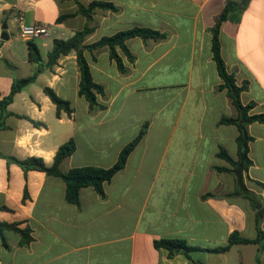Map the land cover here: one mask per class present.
<instances>
[{
	"label": "crops",
	"instance_id": "crops-1",
	"mask_svg": "<svg viewBox=\"0 0 264 264\" xmlns=\"http://www.w3.org/2000/svg\"><path fill=\"white\" fill-rule=\"evenodd\" d=\"M91 1L110 2L117 10L95 8L90 19L77 13L78 4ZM231 1L247 4L240 15L222 22L221 56L237 85L248 82L241 103H255L250 114L264 113V0ZM78 2L0 0V36L4 24L8 36L0 38V99L14 80L37 73L6 107L12 115L0 129V153L20 160L40 157L49 166L58 147L73 139L76 149L59 165L61 172L85 165L108 168L144 125L145 134L104 184V197L85 187L79 205L65 201L60 178L25 173L0 157V207L8 209L0 211V221L27 227L32 236L29 245L20 246L17 232L4 231L0 264H264V248L257 252L256 244L211 251L225 246L232 232L252 240L258 228L264 231V122L246 126L252 137L247 170L217 156L223 148L238 158L237 126L219 123L237 112L227 89L217 88L221 79L209 33L227 0ZM62 15L70 16L57 21ZM32 23L49 28L48 37L34 40L39 62L29 60L26 41L18 36L20 24ZM85 26L91 32L84 44L134 26L166 33L161 40L128 39L134 60L118 51L124 72L106 48L84 51L93 81L104 90L96 97L103 108L92 111L78 95L75 52L46 66L52 41L66 40ZM43 87L67 100L72 112L57 116ZM173 238L193 248L188 257L170 258L167 249L153 246L154 240Z\"/></svg>",
	"mask_w": 264,
	"mask_h": 264
},
{
	"label": "trees",
	"instance_id": "trees-1",
	"mask_svg": "<svg viewBox=\"0 0 264 264\" xmlns=\"http://www.w3.org/2000/svg\"><path fill=\"white\" fill-rule=\"evenodd\" d=\"M77 3L78 0H75ZM247 1L242 4L235 3L234 1L227 0L222 11L215 17L213 26L209 29L211 35V54L212 59L215 63V67L219 78L221 79V84L218 85V89H227V94L231 99L233 106L236 109V117H221L219 123L221 124H234L237 126L239 134L236 138L237 142V160L234 161L223 148H220L217 156L221 159L227 161L230 165L236 167L240 164L241 170H247L251 165V160L248 157L249 152V142L252 137L248 135L246 126L252 122H264V113L260 114H250V111L254 108L255 103L249 102L243 105L240 100V94L246 91L248 88V82L243 81L240 85H237L233 74L229 73L226 69L225 63L221 56L220 43H219V31L222 22L229 19L231 14L235 13L240 15L245 8ZM95 8L105 9V10H117L116 7L110 2L104 1H91L87 6L78 4L77 13L83 14L87 19H90ZM70 15H62L57 18L60 21ZM91 32V28L85 26L81 31L74 33L70 38L66 40L54 39L52 41L51 50L47 53L46 66L52 68L57 60L61 56H66L71 52H75L76 63L79 69L80 79L78 84V95L83 97L88 103V109L90 111L95 109H102L103 105L97 103L96 97L98 95L102 96L104 90L102 85L93 81L89 66L84 57V51L92 52L95 49L106 48L110 60H112L117 69L120 72L126 70L122 58L118 51L126 57L128 61H133L134 56L126 45V41L130 38L138 37L142 40L153 39L161 40L166 38V33L156 31L146 27L134 26L132 28L118 31L112 35L104 36L91 44H84V38L87 34ZM28 49V58L32 62H39L40 52L39 48L34 41H26ZM94 58V56H93ZM36 72L24 78L16 79L13 81L11 90L9 94L0 99V129L5 127L4 120L7 116L12 115L11 112L6 111V107L13 100L16 93L20 92L26 85L32 83L36 78ZM44 94L51 100V102L56 107V115L58 116L61 111L70 114L72 112L70 103L67 100L59 97L53 89L50 87H43ZM31 121L35 126L40 125L39 122L33 121L28 117L22 116ZM144 125L138 134L126 145H124L117 157L116 162L108 167H96V166H76L70 168L66 172H61L59 170V165L68 156H70L76 149V145L73 139H69L62 145L58 147L55 152L53 162L51 165H46L40 157H27L25 159H17L11 156H4L0 153V157L4 158L8 162L16 163L25 173L28 170H38L43 171L47 175H52L60 178L65 183V201L74 205H79V192L82 188L92 187L93 190L100 196L104 197L103 186L105 183L110 182L112 177L120 171L126 164L129 154L137 146V144L142 139L145 134ZM218 170H222L218 168ZM27 198V193L24 191L22 201L24 202ZM251 203L255 208H258L254 204L252 197H249ZM8 210L7 207L1 206L0 211ZM260 211V210H259ZM14 231L20 235L19 245L27 246L32 241L31 230L29 228L20 229L18 228V223H7L0 221V237L3 239L4 231ZM256 244L257 252H261L264 248V231L257 229V236L255 239H244L238 236L237 232H232L228 237V242L225 246L211 249V251H226L233 244ZM6 246V245H5ZM153 246L155 248H165L168 250V256L170 258L177 254H183L188 257V254L193 248L186 245L184 240L181 239H159L154 240ZM256 264V260H255Z\"/></svg>",
	"mask_w": 264,
	"mask_h": 264
},
{
	"label": "built area",
	"instance_id": "built-area-1",
	"mask_svg": "<svg viewBox=\"0 0 264 264\" xmlns=\"http://www.w3.org/2000/svg\"><path fill=\"white\" fill-rule=\"evenodd\" d=\"M48 29V26L42 23L20 24L18 27V36L25 41H34L38 38L48 37Z\"/></svg>",
	"mask_w": 264,
	"mask_h": 264
},
{
	"label": "water",
	"instance_id": "water-1",
	"mask_svg": "<svg viewBox=\"0 0 264 264\" xmlns=\"http://www.w3.org/2000/svg\"><path fill=\"white\" fill-rule=\"evenodd\" d=\"M5 28H6V25L4 24V25L2 26V29H4V31L2 32L0 38H1V39H4V40H7V39H8V36H7L6 32H5Z\"/></svg>",
	"mask_w": 264,
	"mask_h": 264
},
{
	"label": "rangeland",
	"instance_id": "rangeland-1",
	"mask_svg": "<svg viewBox=\"0 0 264 264\" xmlns=\"http://www.w3.org/2000/svg\"><path fill=\"white\" fill-rule=\"evenodd\" d=\"M23 42L20 41V39L17 40V42L15 43V46L18 47L17 49H19V45H21ZM23 45V44H22ZM20 75L23 74V72H25V70L20 69Z\"/></svg>",
	"mask_w": 264,
	"mask_h": 264
}]
</instances>
